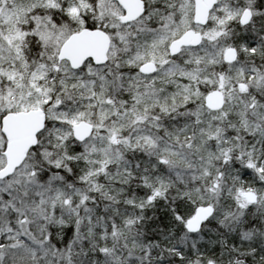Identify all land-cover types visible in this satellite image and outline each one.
I'll return each mask as SVG.
<instances>
[{"label": "snow or ice", "instance_id": "6c2138e0", "mask_svg": "<svg viewBox=\"0 0 264 264\" xmlns=\"http://www.w3.org/2000/svg\"><path fill=\"white\" fill-rule=\"evenodd\" d=\"M0 264H264V0H0Z\"/></svg>", "mask_w": 264, "mask_h": 264}]
</instances>
